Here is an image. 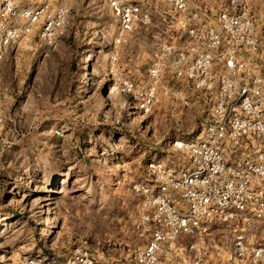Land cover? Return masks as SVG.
Segmentation results:
<instances>
[{
	"label": "rangeland",
	"instance_id": "rangeland-1",
	"mask_svg": "<svg viewBox=\"0 0 264 264\" xmlns=\"http://www.w3.org/2000/svg\"><path fill=\"white\" fill-rule=\"evenodd\" d=\"M147 5L152 24L129 35L110 0H0V264L79 245L97 264H134L148 242L134 186L154 154L173 156L169 139L196 130L197 109L160 89L145 114L127 92L169 12ZM29 10L41 14L25 33Z\"/></svg>",
	"mask_w": 264,
	"mask_h": 264
},
{
	"label": "built area",
	"instance_id": "built-area-1",
	"mask_svg": "<svg viewBox=\"0 0 264 264\" xmlns=\"http://www.w3.org/2000/svg\"><path fill=\"white\" fill-rule=\"evenodd\" d=\"M154 1L169 12L148 38L146 77L127 81V92L149 114L162 89L196 107L197 127L169 139L173 156L154 154L149 179L134 186L150 236L133 263L264 264V0ZM147 2L110 0L123 31L148 29ZM40 14L25 11L23 32ZM21 264L97 261L79 245L62 259L41 252Z\"/></svg>",
	"mask_w": 264,
	"mask_h": 264
},
{
	"label": "bare ground",
	"instance_id": "bare-ground-1",
	"mask_svg": "<svg viewBox=\"0 0 264 264\" xmlns=\"http://www.w3.org/2000/svg\"><path fill=\"white\" fill-rule=\"evenodd\" d=\"M53 191V190H52ZM49 199V198H48Z\"/></svg>",
	"mask_w": 264,
	"mask_h": 264
}]
</instances>
